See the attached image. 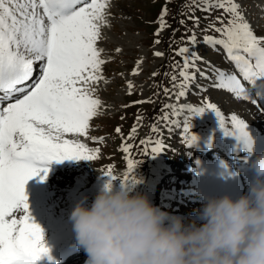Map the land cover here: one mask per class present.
<instances>
[{
  "label": "snow or ice",
  "instance_id": "obj_1",
  "mask_svg": "<svg viewBox=\"0 0 264 264\" xmlns=\"http://www.w3.org/2000/svg\"><path fill=\"white\" fill-rule=\"evenodd\" d=\"M111 4L112 0H0V264H36L44 256L53 260L43 243V229L33 222L25 193L27 182L36 176L45 181L50 171L47 165L52 161L99 158L100 149L79 138L103 140L90 137L89 132L92 120L102 108L93 86L104 79L102 65L106 61L98 42L102 39V28L109 26ZM192 4L199 7L196 0ZM212 8L223 10L216 18L220 27L210 25L219 37L205 35L204 42L221 46L240 74L221 72L214 87L227 89L237 99L250 102L264 113V36L255 33L238 0H205L201 10ZM167 14L165 7L155 35L159 36L168 27L164 19ZM189 19L198 25L199 18ZM188 42L196 44L194 32ZM155 43L160 41L157 39ZM176 54L184 60L179 73L185 82L180 87L184 88L192 79L187 70L201 57L187 46L179 48ZM154 55L164 54L157 51ZM140 63L137 61L133 75L139 73ZM171 79L176 81L177 77L173 75ZM244 82L256 89L255 95ZM127 87L131 94L134 87L131 81ZM164 92L168 94L169 89L164 88ZM185 95V91H179L176 99ZM147 102L150 101L134 103ZM165 107L179 115L174 105ZM181 111H187L190 116L214 111L224 134L243 141L251 153L253 140L247 123L237 114L225 119L211 103L206 107L188 106ZM190 116L182 125L187 148L198 140L191 131ZM141 119L137 116L138 122ZM115 131L120 133L121 129L117 127ZM136 131L133 126L129 139ZM152 131H157L155 126ZM141 145H146L145 156L165 150L160 141L142 140ZM131 147L125 145L123 151L128 152ZM138 163L128 161V172L119 180L122 188L139 183L133 174ZM103 176L109 178L105 185L109 188L118 179L111 169L104 171Z\"/></svg>",
  "mask_w": 264,
  "mask_h": 264
},
{
  "label": "rangeland",
  "instance_id": "obj_2",
  "mask_svg": "<svg viewBox=\"0 0 264 264\" xmlns=\"http://www.w3.org/2000/svg\"><path fill=\"white\" fill-rule=\"evenodd\" d=\"M238 3L255 33L258 36H264V0H238ZM196 4L199 7L193 5L192 0H112L113 8L108 18L109 26L102 28V39L98 42V47L103 50L102 58L106 61L102 65L105 84L99 87L93 86L96 88L95 95L102 101V108L100 114L92 120L89 132L90 137H102L103 140L93 142L91 139H85L84 141L90 147L100 149L99 158L94 161L75 160V163L68 165L66 170L60 171L54 168L56 173L52 166L48 165L50 178L47 177V179L53 182L50 185L47 181L50 193L55 192L62 196H57L56 199L50 194L44 196L43 200L49 203L50 214L32 212L33 221L48 219L55 222V205L57 204H67L63 207L65 209L63 220L71 217L78 202L90 206L97 193L108 182L109 178L103 176V173L109 169L118 178L117 181L112 182V187L114 190H119L121 188L119 180H122L123 175L128 172L129 160L140 161L136 164L133 173L139 183L129 188L132 192L146 195L161 210L170 213L179 204L185 211L183 214H188L192 202L198 206L202 204L200 200H195L192 194L195 187L191 183L195 178H192L190 173H183V169L186 167L185 161L189 165L196 163L195 154L200 147L187 148L185 145L182 138L184 135L182 125L190 113L181 111V108L206 107L208 103H211L217 106L225 119L235 113L248 125L264 127V114L253 104L237 99L227 89L214 87L221 72H230L235 69L221 46L213 47L204 42L205 35L219 37L210 25L215 24L216 27H220L216 18L222 15L223 10L212 8L209 11H202L205 0H196ZM165 7L168 9V14L164 19L168 27L157 36L155 33L160 26V13ZM189 17L199 18L198 25ZM181 20L184 23H181ZM193 32L197 37L195 45L188 42V37ZM157 39L160 41L159 44L155 43ZM185 46L198 53L201 58L195 61L194 67L187 70L192 79L187 82L186 87L181 88L180 85L185 82L179 73L183 68L184 60L182 56L176 54V51ZM157 51L164 55L155 56L154 53ZM137 61H141L139 73L133 75ZM173 65L176 67L174 68ZM154 72L157 75L153 76ZM173 75L177 77L176 81L171 79ZM129 81L134 85L131 94L127 87ZM164 88L169 89L168 94H165ZM219 90L224 94H218ZM179 91H185L186 95L177 100L176 93ZM231 99L233 100L230 102ZM141 100L150 102L134 103ZM168 104L174 105L176 112L181 111L180 120H178L180 113L174 114L173 109L165 107ZM125 105L128 106L125 107ZM137 116L142 117L139 122ZM164 117H170V119H164ZM190 120L193 126L195 121ZM176 124H180V127ZM133 126H136L137 131L132 134L133 138L129 139ZM153 126L156 127V132L152 131ZM117 127L121 129L120 133L115 131ZM198 128L195 135L204 134L203 131L214 135L220 128L219 119L215 113H210L209 120H202ZM191 131L194 132L193 129ZM203 138L198 136V140ZM142 140L160 141L165 145L167 152L145 156L143 151L146 145H141ZM210 140L208 144H214V141ZM125 145H132L128 152L123 151ZM131 155H135V158ZM203 158L207 159L205 156ZM170 162L172 167L178 163L182 164L175 171L181 170L183 177L165 173L163 168ZM80 163L86 168L76 166ZM85 177L88 178L86 188L92 192L87 195L90 200L82 199L74 190L78 189L81 180ZM184 177L187 179L182 182ZM69 192L74 196L71 197ZM43 194L39 192L42 197ZM194 212L197 215L196 209ZM64 224L60 238L62 241L65 239L64 242L69 244L71 235H75L74 238H76L72 218L65 220ZM44 225L46 224L40 225L44 234L43 241L46 238L50 240L44 245L50 253L58 251V248L51 246L58 245L55 241L59 234L52 239L51 236H54L56 231H50ZM54 225L57 224L54 223Z\"/></svg>",
  "mask_w": 264,
  "mask_h": 264
},
{
  "label": "clouds",
  "instance_id": "obj_3",
  "mask_svg": "<svg viewBox=\"0 0 264 264\" xmlns=\"http://www.w3.org/2000/svg\"><path fill=\"white\" fill-rule=\"evenodd\" d=\"M248 192L206 197L199 222L143 194L104 186L71 213L85 264H264V153L250 162Z\"/></svg>",
  "mask_w": 264,
  "mask_h": 264
},
{
  "label": "bare ground",
  "instance_id": "obj_4",
  "mask_svg": "<svg viewBox=\"0 0 264 264\" xmlns=\"http://www.w3.org/2000/svg\"><path fill=\"white\" fill-rule=\"evenodd\" d=\"M104 84H105V81L103 80L96 85L99 87L100 85H104ZM209 91H210V89H209ZM217 92H218V94L219 93L224 94L220 90ZM232 100L233 99H231L230 102ZM179 113H180V115L178 117L180 118L181 117V111ZM191 129H193V131L195 130V128H191ZM247 131L253 140V147H252L251 153H249V151L244 147L243 141L238 140L235 136H226L222 129L215 136L214 135L211 137L206 136L203 139L197 140L196 144L193 145L194 147L201 145L202 149L200 151L203 153L205 152L204 154H202L200 156L197 153L198 167H193L194 173L196 175V182L195 183L197 185L196 190H194V192H193L195 200H200L201 204H203L206 197L223 196L224 190H227L228 187L233 186L234 188H236V187L242 186V183L237 178V175L238 174L246 175L248 172L240 170L238 163L243 162L244 164L250 165L251 160L255 158L256 148L257 147H260V148L264 147V127L263 128L262 127H251L249 129H247ZM79 139H81L82 141H85V138H83V137H80ZM210 139H212V141H214V144L216 142L217 145L209 143V144H211V146L209 147L208 141H211ZM222 145L229 147V151H225L226 153L220 152V149L221 150L223 149V151H224V148L220 147ZM218 147L220 149H218ZM206 155H207V157H209V159L221 158V159H224L225 161H227L228 163H226L225 165L212 164L210 167H207L205 164H202V162H203L202 156H206ZM232 159H234V160H232ZM69 160H71V159H69ZM229 161H231V162H229ZM231 163H233V164H231ZM76 166L81 167L82 164L81 163L79 165L76 164ZM178 166L180 167L181 165H178ZM82 167L86 168L85 165H83ZM190 169H192V168H190ZM169 173H176L178 176L183 177L182 173H177L174 170H170ZM184 173L188 174V171L186 169H184ZM184 179H186V177H184ZM49 184L52 185L51 183H49ZM130 187L131 186H129L127 189H129ZM207 188H210V190L208 191ZM39 192L44 193L43 197L41 195H39ZM25 193L28 197L27 202L29 204L30 212L31 213L35 212L38 214L46 213V212L49 213L48 209L50 206L48 204L46 205L43 202V201H45V200H43V198H45L44 196H47L48 194H50L51 197H53L54 199H56L57 196H60V197L62 196L59 193L56 194L54 192V194L56 196L53 193H50V190H49L48 184H47V179L45 181L41 182L40 176L33 177L31 180H29L27 182V184L25 185ZM69 193H70L71 197L74 196L73 193H71V192H69ZM133 193L135 194L137 192L133 191ZM231 196L233 198H236L235 194H231ZM93 197H95V195ZM78 203H80V202H78ZM58 205H60V206H58ZM65 206H67L66 203H63V205H61V204L55 205V208H56L55 209V211H56L55 222H52L51 220H48V219H39L38 221H33L34 223H37L39 225H41L42 223H45L46 225H44V226L46 228H48L50 231H56L54 236H51L52 239H54L55 236L59 234L58 239L55 241L56 242L55 244H58V245L57 246H55V245L51 246L54 248H58L59 250L63 249V247L68 245L67 243L64 242L65 239L62 241L60 238L61 232L64 229V225H65L64 221L65 220L68 221L71 218L69 216L63 220V216L65 214V209L63 207H65ZM200 207L201 206H198L194 202H192L190 204V210H189L188 214L183 215V217H185L186 220H192L193 216H197L196 213L194 212L195 209L198 210V209H200ZM61 208H63V209H61ZM178 209H181V207H175V209H174L175 213H172V214L177 215L178 211L176 212V210H178ZM58 212H61V213L59 214ZM196 218L199 219L198 216ZM54 223H56L57 225L55 226ZM74 237H75V235H71L69 237V240H68L69 244L74 242V239H75ZM49 241L50 240H47V238H46L43 241V243L46 244ZM75 242H77V241H75ZM54 252H56V251H54ZM54 252H51L50 254H52ZM83 259H84V262H81ZM86 260H87V255H86V253H84V254L80 255V257L78 259H76L75 261L72 260L70 262L63 263V264H85ZM56 262H58V261H55L51 264H55Z\"/></svg>",
  "mask_w": 264,
  "mask_h": 264
}]
</instances>
